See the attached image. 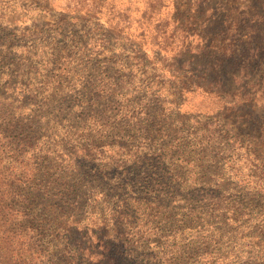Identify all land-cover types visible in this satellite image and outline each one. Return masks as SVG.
I'll list each match as a JSON object with an SVG mask.
<instances>
[{"label": "rangeland", "instance_id": "obj_1", "mask_svg": "<svg viewBox=\"0 0 264 264\" xmlns=\"http://www.w3.org/2000/svg\"><path fill=\"white\" fill-rule=\"evenodd\" d=\"M0 206V264H264V0H0Z\"/></svg>", "mask_w": 264, "mask_h": 264}, {"label": "trees", "instance_id": "obj_2", "mask_svg": "<svg viewBox=\"0 0 264 264\" xmlns=\"http://www.w3.org/2000/svg\"><path fill=\"white\" fill-rule=\"evenodd\" d=\"M1 207V206H0ZM4 217H5V214H2V209H0V222L4 219ZM1 229V228H0ZM9 251H13L12 249L11 250H9ZM6 255V257H7V255L8 254H5Z\"/></svg>", "mask_w": 264, "mask_h": 264}]
</instances>
